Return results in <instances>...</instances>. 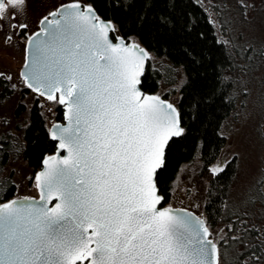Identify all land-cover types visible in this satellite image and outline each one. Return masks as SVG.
<instances>
[{
	"label": "snow or ice",
	"instance_id": "1",
	"mask_svg": "<svg viewBox=\"0 0 264 264\" xmlns=\"http://www.w3.org/2000/svg\"><path fill=\"white\" fill-rule=\"evenodd\" d=\"M256 2L238 0L246 19ZM24 6L25 0H0V22L27 28L11 20ZM49 16L28 37L30 71L22 75L32 91L49 100L59 92V102L67 103L68 124L57 125L51 137L67 155L45 160L36 175L42 203L0 206V264H219L203 219L158 207L157 169L165 166L169 139L183 129L171 104L137 89L148 54L113 44L112 25L91 6L70 3ZM207 170L219 176L225 162ZM53 199L58 203L48 207ZM239 224L240 230L229 226L227 239L251 248L257 229ZM240 260L264 264V255L253 249Z\"/></svg>",
	"mask_w": 264,
	"mask_h": 264
},
{
	"label": "trees",
	"instance_id": "2",
	"mask_svg": "<svg viewBox=\"0 0 264 264\" xmlns=\"http://www.w3.org/2000/svg\"><path fill=\"white\" fill-rule=\"evenodd\" d=\"M86 2L98 17L114 24L118 36L125 40L134 38L150 54L141 80L143 92L156 94L164 85L171 87L178 77V67L183 70L184 80L176 103L183 132L168 143L165 166L156 175L157 188L164 198L163 205L170 199L172 184L180 167L199 157L200 175L206 181L203 220L209 231L219 229L223 233V239L217 244L220 261L222 264H243L241 254L247 259L253 249L264 255V248L260 247L261 228L257 225H254L257 231L251 236V248L241 249L238 243L227 239L232 235L228 232L229 226L240 230L239 221L248 218L229 206L236 160H228L225 171L219 176H211L207 170L225 143L221 127L234 107L232 76L237 62L233 49L218 39L205 8L197 0ZM6 83L0 78L3 90L0 98L11 92ZM28 91L27 88L22 89V93ZM161 97L167 99V93ZM24 112L25 105L18 103L15 116ZM55 112L56 120L61 121L59 105ZM15 130L17 133L7 132L0 137V205L12 200L16 191L12 174H3L8 163L22 158L29 168L36 171L42 160L55 150V142L49 138L43 113L36 101L28 109L23 125L17 124Z\"/></svg>",
	"mask_w": 264,
	"mask_h": 264
},
{
	"label": "rangeland",
	"instance_id": "3",
	"mask_svg": "<svg viewBox=\"0 0 264 264\" xmlns=\"http://www.w3.org/2000/svg\"><path fill=\"white\" fill-rule=\"evenodd\" d=\"M206 10L213 23L218 39L233 49L236 69L233 73L232 96L234 107L224 120L221 133L225 137L220 154L211 166L218 162L236 160V174L230 188L229 206L232 210L247 216L251 225L264 227V5L257 0L249 11L250 19L242 14L238 0H197ZM78 2L86 5V0H25V6L15 22L28 25L25 29L9 28L8 21L0 22V78L6 80L11 92L0 98V137L7 133H17L16 125L22 126L27 111L34 101L40 106L46 128L56 120V99L49 100L38 93L28 91L19 75L25 61V44L30 35L39 30V23L66 3ZM13 33H15L13 35ZM114 35L118 36L114 27ZM7 36L12 39L7 40ZM130 41H135L130 38ZM153 59V57H152ZM178 77L174 84L162 86L156 94L167 93L170 104L176 105L179 89L183 83V70L178 67ZM11 77V79H8ZM171 88V89H170ZM1 97V95H0ZM18 103L25 105L26 112L15 116ZM199 157L183 164L173 181L166 208L184 209L204 218L206 181L200 175ZM12 174L16 186L14 199L38 198L36 171L29 168L22 158L5 167L3 174ZM251 198V199H250ZM211 238L218 244L223 239L221 230H210ZM219 264H222L219 261Z\"/></svg>",
	"mask_w": 264,
	"mask_h": 264
},
{
	"label": "water",
	"instance_id": "4",
	"mask_svg": "<svg viewBox=\"0 0 264 264\" xmlns=\"http://www.w3.org/2000/svg\"><path fill=\"white\" fill-rule=\"evenodd\" d=\"M72 3H78V2H72ZM68 4H70V3H66V4H64V5L59 6L55 11L60 10L62 6H66V5H68ZM79 4H80V3H79ZM81 6H82V7H86V6H91V5H88V4H87V5L83 6V5L81 4ZM91 7H92V6H91ZM92 8H93V7H92ZM93 10H94V8H93ZM55 11H54V12H55ZM94 11H95V10H94ZM95 13H96V11H95ZM96 15H97V13H96ZM97 16H98V15H97ZM48 18H49V19H52V17H50V16H48ZM99 19L102 20V21H104V22H108V23H110V24L112 25L113 29H114V24H113L111 21H109V20H104V19H102V18H100V17H99ZM40 22H41V21H40ZM43 27H44V25H42L41 23H39V30L36 31L35 33L40 32L41 29H42ZM113 32H114V31H110V32L108 33V35H109V39L111 40V42H112L113 44L123 43V44L128 45V46H131V45L134 44V45H137L138 48L143 49V50L148 54V58L145 59V60L143 61V68H142V70H141V74H140V76H139V78H138V79H139V83L137 84V89L140 91L141 96H142V97H143V96H157V97L160 98V100L164 101V102L167 103V104H170V103L168 102V100L164 99L163 97L158 96V95H156V94L145 93V92H143V90L141 89V80H142V77H143V75H144V72H145V69H146V65H147V61L149 60V56H150V54L148 53V51H147L143 46H141L140 43H138L137 41L125 40V39L122 38L121 36H115ZM35 33H33L32 35H34ZM27 40H28V39H27ZM27 40H26V44H25V61H24V64L20 67L19 75H20L21 79L23 80V83H24V85H25V88H27L28 90L32 91V89L29 88V87L27 86V84H26L25 76L22 75V73H23V74H26V73H28V72L30 71L29 68H26V67H25V64H26V62H28L29 54H30V49H29V45H28V43H27ZM33 92H34V91H33ZM36 93H38V92H36ZM38 94H39V93H38ZM39 95H40V94H39ZM40 96L46 98V96H43V95H40ZM54 97H55V99H56V101H57V103H58V105L60 106L61 111H62V120H61V121H57V122H55V123L49 128V130H48L49 138H50L53 142H55V150H54V153H53V154H51V155L45 157V158L42 160L40 168H39L38 170H36L35 177H36L37 174H39L40 172H42V171L45 170V165H44V161H45V160L49 159V158L52 157V156H56L57 158H63V156H66V155H67V152H66L65 150H62V149L59 148V140H53V139L51 138V137H52V132H53V130L56 128L57 125H59L60 127H66L67 124H68V121H67V119H66L67 103L61 104V103L59 102V97H60V93H59V92H55V93H54ZM171 105H172V104H171ZM172 106L177 110L176 106H174V105H172ZM177 113L179 114L178 110H177ZM179 120H180V116H179ZM180 128H182V126H181V121H180ZM179 136H180V135H179ZM179 136L171 137V138L169 139L168 143H169L172 139L178 138ZM167 145H168V144H167ZM166 148H167V146L165 147V150H166ZM160 169H161V168H160ZM160 169H157V172H158ZM35 182H36V180H35ZM36 188H37V191H38V194H39V197H38V198H17V199H12V200H9V201H7V202L1 204L0 206H2V205H4V204L11 203L12 201H17V202H18V205H19V204H25V205H33V206H35V205L38 204V203H42V201H41V192H40V189L37 187V185H36ZM157 194L163 198V196L159 193L158 188H157ZM56 203H58V201L55 200V199H53L52 202H51L50 204H48L47 206H48V207H52V206H54ZM163 203H164V198L162 199L161 204H160L158 207L166 208L165 206H163ZM173 210H174V211L179 210L180 212L190 213L193 217L199 218V217L196 216L194 213H192V212H190V211H187V210H184V209H173ZM200 219H201V218H200ZM210 239H211V238H210ZM77 264H79V262H77ZM84 264H88V261H84Z\"/></svg>",
	"mask_w": 264,
	"mask_h": 264
},
{
	"label": "flooded vegetation",
	"instance_id": "5",
	"mask_svg": "<svg viewBox=\"0 0 264 264\" xmlns=\"http://www.w3.org/2000/svg\"><path fill=\"white\" fill-rule=\"evenodd\" d=\"M49 16V15H48ZM47 16V17H48ZM2 93H3V90H2V88L0 87V95H2Z\"/></svg>",
	"mask_w": 264,
	"mask_h": 264
}]
</instances>
